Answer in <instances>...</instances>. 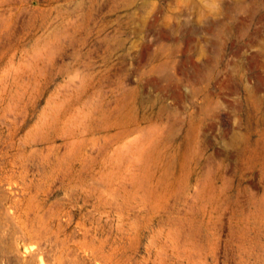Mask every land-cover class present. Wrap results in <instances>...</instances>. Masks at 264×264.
I'll return each instance as SVG.
<instances>
[{"label": "rangeland", "instance_id": "rangeland-1", "mask_svg": "<svg viewBox=\"0 0 264 264\" xmlns=\"http://www.w3.org/2000/svg\"><path fill=\"white\" fill-rule=\"evenodd\" d=\"M0 264H264V0H0Z\"/></svg>", "mask_w": 264, "mask_h": 264}]
</instances>
